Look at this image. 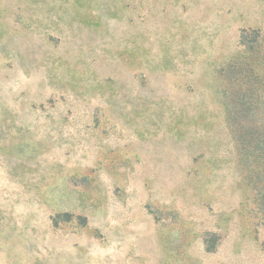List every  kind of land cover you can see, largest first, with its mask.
<instances>
[{"label": "rangeland", "instance_id": "rangeland-1", "mask_svg": "<svg viewBox=\"0 0 264 264\" xmlns=\"http://www.w3.org/2000/svg\"><path fill=\"white\" fill-rule=\"evenodd\" d=\"M263 57L264 0H0V264H264Z\"/></svg>", "mask_w": 264, "mask_h": 264}, {"label": "trees", "instance_id": "trees-1", "mask_svg": "<svg viewBox=\"0 0 264 264\" xmlns=\"http://www.w3.org/2000/svg\"><path fill=\"white\" fill-rule=\"evenodd\" d=\"M241 45L244 46L245 49L251 52V55L257 54V38H253L252 40H246V37L243 35L241 36ZM260 65L264 68V57L261 58ZM230 68L229 73H236L237 74V67L236 65L232 64L228 66ZM247 84L242 92L241 95L238 96L239 101L237 103L238 113L241 112L240 115L232 112V109L235 108L234 103L227 102V109H228V119L229 122L234 123V121H238V123L243 124L244 130H255L256 124L254 122H250L249 114L252 110L255 112L263 105L264 101L262 99V94L264 93V74L259 76L256 71L250 68L249 74L247 75ZM241 90V89H240ZM234 100V98H233ZM237 100V99H236ZM242 129V126L240 127ZM262 130V129H261ZM248 133L245 132V137ZM256 141V148L260 152H264V131H260L257 136ZM255 148V147H254ZM264 157V156H261ZM256 185H260V180L257 181Z\"/></svg>", "mask_w": 264, "mask_h": 264}]
</instances>
